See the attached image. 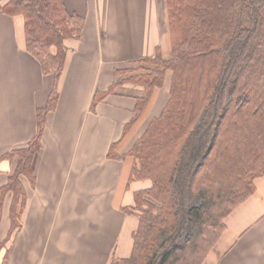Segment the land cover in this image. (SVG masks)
I'll return each instance as SVG.
<instances>
[{
	"label": "trees",
	"instance_id": "1",
	"mask_svg": "<svg viewBox=\"0 0 264 264\" xmlns=\"http://www.w3.org/2000/svg\"><path fill=\"white\" fill-rule=\"evenodd\" d=\"M0 11L23 16L25 49L54 79L44 106L36 109L33 137L2 155L14 163L0 187V217L6 193L12 194L9 239L21 226L26 200L20 177L33 182L32 159L57 102L64 41L80 37L84 16L67 11L62 0H9ZM167 11L170 57L156 50L116 70L124 77L92 99L91 108L124 82L142 88L125 135L171 71L161 112L126 153L117 154L116 144L108 152L129 158L128 181L151 182L134 192V205L126 208L138 218L130 255L112 256L108 264H202L225 229L224 218L253 194L255 179L264 174V0H167Z\"/></svg>",
	"mask_w": 264,
	"mask_h": 264
},
{
	"label": "crops",
	"instance_id": "2",
	"mask_svg": "<svg viewBox=\"0 0 264 264\" xmlns=\"http://www.w3.org/2000/svg\"><path fill=\"white\" fill-rule=\"evenodd\" d=\"M62 1L67 11L84 16V25L79 38L64 41L57 102L32 159L33 182L20 177L26 200L21 226L9 239L12 194L4 197L0 264H108L112 256L128 257L138 218L126 208L134 205L136 190L151 185L149 179L128 181L129 158L108 152L116 144L117 154L126 153L161 112L171 71L125 135L140 86L124 82L91 104L96 90L105 92L124 77L116 70L151 58L156 50L170 57L167 0ZM53 83L25 49L23 16L0 11V187L14 167L2 155L33 137L36 109L44 106ZM224 224L202 264H264V174Z\"/></svg>",
	"mask_w": 264,
	"mask_h": 264
},
{
	"label": "rangeland",
	"instance_id": "3",
	"mask_svg": "<svg viewBox=\"0 0 264 264\" xmlns=\"http://www.w3.org/2000/svg\"><path fill=\"white\" fill-rule=\"evenodd\" d=\"M210 156L205 160V164H207V165H209V163H210Z\"/></svg>",
	"mask_w": 264,
	"mask_h": 264
}]
</instances>
